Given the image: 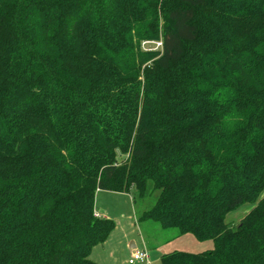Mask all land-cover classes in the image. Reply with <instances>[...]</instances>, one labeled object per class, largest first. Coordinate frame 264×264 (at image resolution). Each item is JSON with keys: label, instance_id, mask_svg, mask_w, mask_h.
<instances>
[{"label": "trees", "instance_id": "trees-1", "mask_svg": "<svg viewBox=\"0 0 264 264\" xmlns=\"http://www.w3.org/2000/svg\"><path fill=\"white\" fill-rule=\"evenodd\" d=\"M97 191L264 264V0H0V264H96Z\"/></svg>", "mask_w": 264, "mask_h": 264}, {"label": "rangeland", "instance_id": "rangeland-1", "mask_svg": "<svg viewBox=\"0 0 264 264\" xmlns=\"http://www.w3.org/2000/svg\"><path fill=\"white\" fill-rule=\"evenodd\" d=\"M140 48L144 52L156 51L157 42H142ZM121 160V158H119ZM157 193L135 198L130 195H117L115 193L100 191L95 196V209L108 211L110 219L114 222V230L109 236L104 250L95 249L90 257L99 264H127V261L136 251H145L148 263L136 262L134 264H160L161 256L174 252L190 254L203 253L212 243L198 242L192 236L178 237L173 229L164 230L151 221H140V216L149 210L155 203ZM243 206L230 213L226 221L236 225L248 211ZM134 249H130V247ZM130 255V256H129Z\"/></svg>", "mask_w": 264, "mask_h": 264}, {"label": "crops", "instance_id": "crops-1", "mask_svg": "<svg viewBox=\"0 0 264 264\" xmlns=\"http://www.w3.org/2000/svg\"><path fill=\"white\" fill-rule=\"evenodd\" d=\"M98 192H100V191H97L96 192V194L98 193ZM116 194V193H115ZM117 195H125V196H127V194H117ZM96 196V195H95ZM94 213L96 214V215H98L100 218H103V219H110V215H109V213H108V211H106V210H104V209H100V210H96L95 209V202H94ZM111 220V219H110ZM185 236H191V235H184V236H181V238L182 237H185ZM193 237V236H192ZM108 239H109V237H108ZM108 239L103 243V244H101V245H98V246H96L93 250H92V252H91V254H90V257L93 255V252L95 251V249H98V248H101L102 250H104V248H105V246L107 245V241H108ZM179 239H180V237H179ZM193 239H194V237H193ZM210 242V241H209ZM212 243V242H211ZM213 248V244H212V247H211V249ZM130 249L132 250V249H134V247L132 246V247H130ZM211 249H209V246H207V249L206 250H211ZM130 256V255H129ZM91 260V259H90ZM92 261V260H91ZM92 262H94V263H96V264H99L98 263V261H92Z\"/></svg>", "mask_w": 264, "mask_h": 264}, {"label": "built area", "instance_id": "built-area-1", "mask_svg": "<svg viewBox=\"0 0 264 264\" xmlns=\"http://www.w3.org/2000/svg\"><path fill=\"white\" fill-rule=\"evenodd\" d=\"M158 48L160 47V43H157ZM97 218H100L98 215L95 214ZM136 262H146L148 263V255L145 251H136L127 261V264H134Z\"/></svg>", "mask_w": 264, "mask_h": 264}]
</instances>
